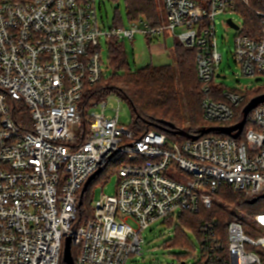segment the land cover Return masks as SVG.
<instances>
[{
  "label": "built area",
  "instance_id": "2783aa9c",
  "mask_svg": "<svg viewBox=\"0 0 264 264\" xmlns=\"http://www.w3.org/2000/svg\"><path fill=\"white\" fill-rule=\"evenodd\" d=\"M98 1L0 0V264H66L68 237L75 264H130L160 219L224 205L223 189L254 204L264 199V103L249 115L241 143L210 135L171 141L154 131L136 138L114 104L106 114L113 97L124 102L112 93L88 108L86 139L76 144L86 85L105 76L101 41L133 43L138 34L148 41L169 34L193 49L205 120L234 125L246 91L216 80L223 59L216 17H241L228 19L237 28L226 20L236 31L235 63L245 77H264V10L253 9L252 37L243 13L252 0H164L159 25L140 16L109 28L100 25ZM19 104L30 130L17 123ZM124 157L115 195H102L94 216L75 227L87 179ZM234 212L225 230L219 219L204 221L195 264H264V212Z\"/></svg>",
  "mask_w": 264,
  "mask_h": 264
},
{
  "label": "trees",
  "instance_id": "16d2710c",
  "mask_svg": "<svg viewBox=\"0 0 264 264\" xmlns=\"http://www.w3.org/2000/svg\"><path fill=\"white\" fill-rule=\"evenodd\" d=\"M251 7L252 10L245 9L243 13L246 22L250 26L246 33L253 37L259 27L258 21H256L253 16V9L264 10V0H252ZM126 11L128 12L129 20H134L143 16L153 25H159L161 22V14L157 11L155 0H126ZM114 23L116 25H121L123 23L119 13L116 14ZM173 53V64L164 66L147 65L136 72H132L128 69L129 63L125 52V43L110 40V67L115 71L125 72V75L117 76L114 74L109 79L103 77L95 85H86L87 87L80 104L83 126L81 128V135L76 144L81 145L85 142L86 112L88 108L107 96L112 95V93L123 99L124 102H129L131 111L133 112V124L129 127L136 138L141 137L146 132L154 131L164 134L171 141L183 139L172 133L169 134L165 132L159 126L161 125V121H165L176 125L179 129H183V111L181 110L180 95L186 99V109L188 110L190 124V126L183 130H187L191 134H197L201 128L223 126V124L218 123L210 124L204 118L201 82L197 78V69L195 67L196 52L193 49L185 48L180 43H175ZM245 93L244 100L236 107L235 118L231 122L233 124L239 123L242 120L243 109L252 99L256 98V96L264 95V91L262 90H257L252 93L246 91ZM14 114L16 117H19V122L17 123L21 129L23 131L30 130L31 124L28 111L24 105L19 104L15 106ZM249 126L250 124L247 125V129ZM247 129H245V131ZM245 131L237 139L239 143L245 140ZM208 135L227 137L216 132ZM92 183H94V181ZM89 189L82 198V206L78 208V219L75 222V227L84 225L94 216L93 207L91 205L93 200H91ZM220 195L224 197L227 203L234 206L233 209H235V211H243L246 204L254 205V203L245 200L241 194L234 193L227 189L221 190ZM89 211L90 216L88 217L85 214ZM261 212H264V210H261ZM261 212L259 211L257 213ZM235 214L234 211L232 213H225L222 211L221 206L217 205V207L212 210H202L198 214L184 212L180 215L178 222L182 227L192 230L196 238L200 241L201 228L205 220L219 219L222 230H225L229 224L228 222L236 216ZM177 240L178 242L176 243L184 244L188 247L191 243H189L187 236L183 235L179 230H177ZM77 252L78 251L74 248L72 249V256L75 261L77 259Z\"/></svg>",
  "mask_w": 264,
  "mask_h": 264
},
{
  "label": "rangeland",
  "instance_id": "374dc122",
  "mask_svg": "<svg viewBox=\"0 0 264 264\" xmlns=\"http://www.w3.org/2000/svg\"><path fill=\"white\" fill-rule=\"evenodd\" d=\"M157 5V11L161 14V20L163 19L166 11L164 10V0H155ZM100 25H105L109 28L114 24L116 14L119 13L123 20V26H128L129 17L126 11V0H99L98 11ZM143 17V16H141ZM145 18V17H143ZM241 17L237 14L226 13L216 17L215 23L217 24V37H218V49L221 52L223 59L220 64V70L217 73L216 80L219 84H222L224 88L237 91H249L256 92L257 90L264 91V77L255 76L245 77L241 74V69L235 63L234 59V43L236 38V31L227 27L226 20L233 19L235 22L241 21ZM102 42V56L104 61V78L109 79L116 74L117 76L125 75L123 71H115L110 67L109 47L104 41ZM125 52L129 63V68L132 72L140 70V68L147 65H158L160 63L173 64L174 58L172 55H168L161 59V61L155 56L150 54V50L147 45V41L141 34H138L135 42L128 40L124 41ZM180 89V86H179ZM181 110L183 111L182 125L183 129L190 126L188 119V110L186 109V99L180 95ZM116 109L119 108L120 124L124 127H129L133 124V112L129 102H121L118 105L117 100L113 97L109 102L108 108L105 113L112 115V105ZM183 141L184 139H179ZM127 158L124 157L120 161L110 163L105 170L98 176L94 183H92L89 189L91 196L92 206L93 203L101 201L102 195L114 196L117 188L118 172L119 168L127 163ZM221 209L225 213H232L233 205L226 202L224 205H220ZM264 210V199H260L254 205H248L244 207V212L247 214H256ZM92 212V211H91ZM182 213L178 212L175 218L166 220L160 219L151 224L149 228L143 233L145 244L143 246L142 255L134 258L130 264H195L196 258L192 256V253L198 254L199 240L196 238L192 230H188L182 227L178 220ZM90 216V211L86 213ZM166 222V223H165ZM177 230L187 236L189 240V247L184 244H178Z\"/></svg>",
  "mask_w": 264,
  "mask_h": 264
},
{
  "label": "water",
  "instance_id": "95a60500",
  "mask_svg": "<svg viewBox=\"0 0 264 264\" xmlns=\"http://www.w3.org/2000/svg\"><path fill=\"white\" fill-rule=\"evenodd\" d=\"M228 22H230V24L232 26H234L235 28H237L233 22H231V20H228ZM261 103H264V95H259L256 96V98L252 99L243 109V116H242V120L234 125H229L228 127H224V126H214V127H205V128H201L197 134H191L189 133L187 130H183V129H179L176 127V125L172 124V123H168L165 121H161V125L160 128L162 130H164L165 132L169 133V134H174L178 137H181L183 139H191L193 141H197L198 139H200L201 135H208L211 133H220L222 135H225L227 137H233L234 139H238L241 134L243 133L246 125H247V120L249 115L257 108L258 105H260ZM103 172V168L97 170V172L95 174H93L92 176H90L87 179V182L84 184V188L80 194L79 197V204L78 206L81 207L83 204L82 198L85 195V193L87 192V190L89 189V185L98 177L101 175V173ZM256 200L251 201L250 203H255ZM65 249H64V253H63V259L64 262L66 264H75V260L73 259L72 256V238L68 237L66 239L65 242Z\"/></svg>",
  "mask_w": 264,
  "mask_h": 264
},
{
  "label": "crops",
  "instance_id": "0c3cea01",
  "mask_svg": "<svg viewBox=\"0 0 264 264\" xmlns=\"http://www.w3.org/2000/svg\"><path fill=\"white\" fill-rule=\"evenodd\" d=\"M123 25V23L121 24ZM120 25V26H121ZM146 40V39H145ZM147 41L148 48L150 50V54L158 58L160 61L166 56L172 55L174 58V46L175 43H179L176 39H173L171 35L167 34L163 37L154 38L152 41ZM123 42V41H122ZM124 43V42H123ZM163 63H160L155 66H164ZM167 65V64H165ZM154 66V65H152Z\"/></svg>",
  "mask_w": 264,
  "mask_h": 264
}]
</instances>
